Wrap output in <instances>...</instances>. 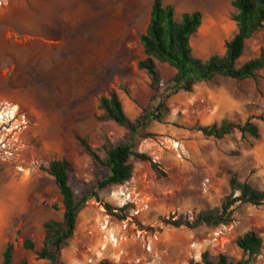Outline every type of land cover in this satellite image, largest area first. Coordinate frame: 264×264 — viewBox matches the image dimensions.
I'll use <instances>...</instances> for the list:
<instances>
[{"label":"rangeland","instance_id":"374dc122","mask_svg":"<svg viewBox=\"0 0 264 264\" xmlns=\"http://www.w3.org/2000/svg\"><path fill=\"white\" fill-rule=\"evenodd\" d=\"M153 0H1L0 3V263L8 242L12 264H47L36 257L44 239L43 223L61 220V195L44 168L54 159L69 162L76 199L89 193L97 166L76 137L85 138L101 158L105 145L122 142L127 130L104 120L99 99L118 93L126 115L164 101L161 122L151 121L135 139V151L148 154L163 175L132 158V178L98 191L104 203L124 211L139 230L155 236L147 250L133 234L112 246L100 225L106 217L119 236L120 220L89 200L81 208L73 237L63 247L62 264H190L221 254L243 258L237 241L253 231L262 238L261 254L249 264H264V203H236L231 221L216 227H174L178 217L193 219L221 204L236 176L264 191V68L256 80L217 76L191 92L173 93L175 70L156 61L162 76L155 94L147 74L140 35ZM175 19L199 11L201 25L190 37L192 53L202 60L223 55L236 33L233 0H162ZM264 53V24L245 44L238 65ZM8 99V100H7ZM26 105L15 113L5 102ZM21 104V105H20ZM9 107V108H8ZM227 120L253 122L257 138L233 131L222 139L206 137L199 126ZM130 192L124 200L121 192ZM138 209L137 215L131 214ZM226 226V227H224ZM215 233H218L215 235ZM31 239L34 250L23 247Z\"/></svg>","mask_w":264,"mask_h":264},{"label":"trees","instance_id":"16d2710c","mask_svg":"<svg viewBox=\"0 0 264 264\" xmlns=\"http://www.w3.org/2000/svg\"><path fill=\"white\" fill-rule=\"evenodd\" d=\"M232 6L235 9L232 19L236 24V33L225 43L223 55H212L202 60L193 55L190 45V37L201 25L202 14L199 11L186 12L181 14L180 20L177 21L173 6L165 5L162 0L152 1L148 24L139 38L145 58L138 63V69L147 74L149 86L155 94L160 92L162 84L161 72L156 61L167 64L175 70L171 80L173 93L180 90L191 92L196 84L211 81L217 76L236 81L256 80L257 71L264 68V53L241 65H238V60L242 56L246 41L263 27L264 0H233ZM98 106L104 113L102 117L104 120H110L123 127L127 130V134L122 142L103 147L105 158H101L85 138L76 137L80 146L97 166L94 185L89 193L79 199H76L70 183L73 167L69 162L64 159H54L44 168L53 177L63 206L61 220H48L43 223L45 235L36 257L47 261V264H62L61 251L73 237L78 214L89 200L93 199L102 204L106 213L118 220L127 217L124 211L128 208V204L115 209L101 201L98 191L129 181L133 172L132 158L149 163L153 171L163 175L158 164L148 154L135 151V139L148 123L163 120L167 111L165 102H159L152 109H143L135 120H131L126 115L119 95L115 91L102 96ZM197 130L204 136L215 139H222L233 131L253 138L259 135L258 127L250 120H246L243 124L223 120L220 124L199 126ZM229 186L230 192L219 206L201 210L193 219L178 217L167 223L174 227L185 226L190 229L200 226L216 227L231 221L232 207L236 203H249L253 206L264 203V191L253 187L249 182H240L236 176H232ZM262 243V238L258 234L248 231L237 241L243 253L241 260L230 262L224 254L219 255L216 260H211L205 252L201 255V262L190 264H249L261 254ZM23 247L33 251L34 243L29 238L25 239ZM12 257L13 244L8 242L0 264H12ZM20 264L29 263L23 260Z\"/></svg>","mask_w":264,"mask_h":264},{"label":"built area","instance_id":"2783aa9c","mask_svg":"<svg viewBox=\"0 0 264 264\" xmlns=\"http://www.w3.org/2000/svg\"><path fill=\"white\" fill-rule=\"evenodd\" d=\"M0 3H1V0H0ZM120 195L124 198V200L129 201L131 193L128 191L127 192H121ZM138 212H139V210L135 209V211L131 214V216L137 215ZM130 223L132 225L131 228L133 230H135V233L133 235L136 238L140 239L142 245L144 247H146L147 250H150L152 239H154L155 236H152L151 234L147 233L144 230L137 229L136 226L133 224L130 216H127L125 219L120 220V229L122 232L119 236H117V234H115V232L111 226L110 219L108 217H106L104 222L100 225V229L103 232L104 238L106 240H108L112 246H116L120 240L125 239L127 237L126 233L128 232ZM224 227H226V226H224ZM217 234L218 233H215V235H217Z\"/></svg>","mask_w":264,"mask_h":264},{"label":"bare ground","instance_id":"6f19581e","mask_svg":"<svg viewBox=\"0 0 264 264\" xmlns=\"http://www.w3.org/2000/svg\"><path fill=\"white\" fill-rule=\"evenodd\" d=\"M8 100V99H7ZM7 100H6V102H5V106H9L10 107V109L12 110V112L13 113H15L16 111H18L19 109H23V108H25V106L24 105H21V106H19L18 104H17V102L16 103H12V102H10V101H12V100H9L8 102H7ZM8 107V108H9ZM5 107L4 108H2V109H0V118H1V115H2V113L5 111ZM4 114V113H3Z\"/></svg>","mask_w":264,"mask_h":264}]
</instances>
